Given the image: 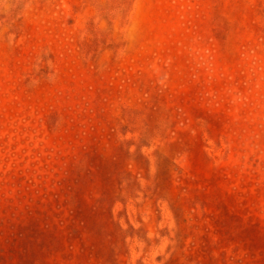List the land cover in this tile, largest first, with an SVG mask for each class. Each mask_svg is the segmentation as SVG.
I'll use <instances>...</instances> for the list:
<instances>
[{
	"label": "rangeland",
	"instance_id": "374dc122",
	"mask_svg": "<svg viewBox=\"0 0 264 264\" xmlns=\"http://www.w3.org/2000/svg\"><path fill=\"white\" fill-rule=\"evenodd\" d=\"M0 264H264V0H0Z\"/></svg>",
	"mask_w": 264,
	"mask_h": 264
}]
</instances>
